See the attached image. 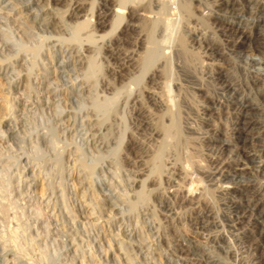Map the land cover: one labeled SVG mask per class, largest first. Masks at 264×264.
Returning a JSON list of instances; mask_svg holds the SVG:
<instances>
[{
	"label": "rangeland",
	"instance_id": "1",
	"mask_svg": "<svg viewBox=\"0 0 264 264\" xmlns=\"http://www.w3.org/2000/svg\"><path fill=\"white\" fill-rule=\"evenodd\" d=\"M170 2L0 0V264H264V0Z\"/></svg>",
	"mask_w": 264,
	"mask_h": 264
},
{
	"label": "bare ground",
	"instance_id": "2",
	"mask_svg": "<svg viewBox=\"0 0 264 264\" xmlns=\"http://www.w3.org/2000/svg\"><path fill=\"white\" fill-rule=\"evenodd\" d=\"M11 1V0H10ZM120 1V4H122L121 6H123V5H127V4H132V7H137V6H139V7H144V8H146L147 6H154V4L155 5H157L159 8H165V7H168V3H171L170 2V0H119ZM118 0H117V2H119ZM140 1H141V3H140ZM105 2V1H104ZM258 3V2H257ZM119 4V5H120ZM170 5V4H169ZM186 6H187V4H186ZM129 7V6H128ZM189 7V6H188ZM125 8H127L126 6H125ZM150 7H148L147 9H149ZM135 9V8H134ZM153 8L151 7V10H152ZM155 10V9H154ZM167 10V9H166ZM165 10V11H166ZM169 10V9H168ZM136 11V10H135ZM146 11V10H145ZM150 11V10H149ZM137 12H140V11H137ZM136 12V13H137ZM155 12V11H154ZM161 12V11H160ZM56 13V12H55ZM146 13V12H145ZM178 13V12H177ZM57 14V13H56ZM124 14L125 13H123V12H121L120 13V15H119V18H120V22H123V19H125V17H124ZM138 14H140V13H138ZM142 14V13H141ZM144 14V13H143ZM157 14V13H156ZM155 14V15H156ZM146 14H144L143 16H145ZM161 15V14H160ZM125 16H128V15H126L125 14ZM135 16V15H134ZM141 16L142 15H140V18H141ZM158 16L159 15H157V18H158ZM150 17V16H149ZM156 17V16H155ZM128 18H129V16H128ZM164 18V17H163ZM148 19V18H147ZM162 19V18H161ZM260 19V18H259ZM141 20H142V22H143V19L141 18ZM149 20V19H148ZM158 20H159V18L155 21V22H158ZM178 20V19H177ZM248 21H250V18H248L247 19ZM161 21V20H160ZM165 21V20H164ZM163 21V22H164ZM172 21V20H171ZM171 21H168V27L169 28H171L172 26H174L173 25V23H171ZM181 22V21H180ZM89 21L87 20V21H83V22H80V23H78L77 24V27L78 28H80V29H83L84 27H86V26H89ZM130 23V22H129ZM179 23V22H178ZM178 23H177V25H178ZM180 24V23H179ZM157 25V24H156ZM159 25V24H158ZM157 25V26H158ZM165 25H166V23H165ZM176 26V25H175ZM179 26H181V25H179ZM155 28V27H154ZM176 28H178V27H176ZM168 31V30H167ZM167 31L165 32V33H167ZM170 31V30H169ZM177 31H179V30H177ZM171 32V31H170ZM169 32V33H170ZM168 33V34H169ZM173 32H171V34H172ZM92 35V34H91ZM175 35V37H176V34H174ZM173 35V36H174ZM247 38H248V36H246ZM90 38L92 39V36H90ZM246 38V39H247ZM174 40V39H173ZM175 41V40H174ZM151 47V46H150ZM149 47V48H150ZM153 48V47H152ZM88 50V49H87ZM148 51V50H147ZM155 51V50H154ZM153 51V52H154ZM150 52V51H149ZM152 52V53H153ZM80 53V52H79ZM164 54V53H163ZM166 54V53H165ZM263 54H264V52H263ZM87 55V54H86ZM86 55H84V56H82L81 57V59H80V61L82 60V62L83 63H85V64H87V65H85V66H87L86 68V71H87V77H92L93 76V70H100L101 69V66L99 65V64H97V61H94L93 59H90V61H88V57L86 56ZM170 55V54H169ZM168 56V55H167ZM141 58V57H140ZM264 58V57H263ZM146 59V58H145ZM79 60V59H78ZM170 60V59H169ZM88 62H89V66H88ZM96 63V64H95ZM85 68V67H84ZM88 68H89V70H88ZM134 74V73H133ZM135 75V74H134ZM84 82V81H83ZM135 83H136V81H135ZM134 83V84H135ZM133 84V85H134ZM108 85V84H107ZM113 85V84H112ZM131 85V84H130ZM132 85V86H133ZM233 85V84H232ZM127 86V85H126ZM234 87V86H233ZM232 87V88H233ZM130 89H131V87H130ZM166 91H167V96H166V103H165V105H166V108H167V110L170 112V114L172 115V120H171V124L169 123V125L168 124H163L162 125V129L164 130V132L166 133V134H168V135H178L177 133L178 132H180L179 131V127H178V123H177V121H176V119H175V117H174V111H175V102H174V99H173V95H172V93H171V90L170 89H165ZM238 90V89H237ZM133 91V90H132ZM233 91V90H232ZM235 91H236V88H235ZM130 92V91H129ZM234 92V91H233ZM120 93H121V91H118L114 96H112V97H106V99L103 101V102H100V103H98L97 104V107H98V109L103 113V116H105L104 118H103V120H106V119H108V115L111 113V111L115 108V105L118 103V99L120 98L119 97V95H120ZM151 93V92H150ZM159 99V98H158ZM8 102V101H7ZM247 102V101H246ZM245 101H243V99L242 100H238V102L237 103H240L239 105H240V107L242 108V115L238 118L239 120H238V131H237V133H238V136H239V139H240V145L238 146L237 145V148H236V151H238V152H240V153H242L244 156H245V160H248V162H255V160H257L258 158H259V156H260V154L259 153H257L255 150H252V149H250V147H249V141L251 140V136H250V131L253 129V128H255L256 126H257V122L258 121H255L254 119H252L250 116H249V114H250V111L252 110L253 111V109H255V106H253L252 104H250V103H246ZM6 103V102H5ZM4 105V104H3ZM6 106H7V104H6ZM8 107V106H7ZM11 107V106H10ZM117 108V107H116ZM115 108V109H116ZM160 108V107H159ZM9 109H11V108H9ZM258 109V108H257ZM4 110V109H3ZM3 110L1 111V112H3ZM179 110V109H178ZM5 111V110H4ZM9 111V110H8ZM256 111V110H255ZM168 112V113H169ZM179 112V111H178ZM5 113H6V111H5ZM175 113H176V111H175ZM241 113V112H240ZM3 114H4V112H3ZM164 114V113H163ZM252 114H253V112H252ZM251 115V114H250ZM1 116V115H0ZM169 118V117H168ZM257 120V119H256ZM167 121V120H166ZM169 121V120H168ZM3 126L4 127H6V129L5 130H7L8 132H12V130H11V124H10V121L6 118V119H4L3 120ZM14 129V128H13ZM6 131V132H7ZM11 134V133H10ZM164 138V137H163ZM235 140V139H234ZM233 141V140H232ZM237 142V141H236ZM234 143H235V141H234ZM233 143V144H234ZM235 145V144H234ZM219 146V145H218ZM236 146V145H235ZM263 146V145H262ZM222 147L223 148H225V149H230V150H232V143L229 141V139L227 140V138L226 139H224V141L222 142ZM234 147V146H233ZM117 150V149H116ZM229 150V151H230ZM227 151V150H226ZM233 152H234V149L232 150ZM231 151V152H232ZM116 152V151H115ZM162 153H163V151H162ZM237 153V152H236ZM29 157H23L22 158V162H24V163H27L29 160ZM154 159V158H153ZM222 162H224V161H222ZM261 165V164H260ZM246 166L247 165H245L244 163H242V162H240L238 165H236V168H235V171L236 172H240V171H244L245 169H246ZM262 166V165H261ZM225 167H226V164L225 163H222V164H220V171L222 172V173H226V171L228 170V169H225ZM155 168H159V167H155ZM262 169H263V167H261ZM33 168L31 169H29V172H32L33 173ZM32 173H30V174H32ZM221 173V174H222ZM33 175H34V173H33ZM142 180H143V178H142ZM38 182V181H37ZM139 182V181H138ZM142 182V181H141ZM139 184V183H138ZM8 185V184H7ZM137 186H139V185H137ZM140 186H141V184H140ZM240 189V188H239ZM142 190V189H141ZM143 191H145L144 189L141 191L142 193H144ZM242 191V190H241ZM196 203V202H195ZM199 203V202H198ZM193 204V203H192ZM198 205V204H197ZM194 207V206H193ZM198 209V208H197ZM206 209V208H205ZM253 209H255V210H259V212H260V214H264V209H262V208H259L257 205H253ZM197 211H199V210H197ZM258 212V213H259ZM199 213V215L203 218L204 216H206L207 215V212L206 211H199L198 212ZM211 214V213H210ZM198 215V214H197ZM200 216H199V218H200ZM207 217V216H206ZM212 218V217H211ZM214 222V221H213ZM205 224V223H204ZM254 224V223H253ZM16 237V236H15ZM16 241V240H15ZM2 243V242H1ZM17 244H19V242H16ZM19 246V245H18ZM1 249V248H0Z\"/></svg>",
	"mask_w": 264,
	"mask_h": 264
}]
</instances>
